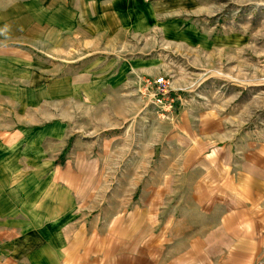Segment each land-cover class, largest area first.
I'll use <instances>...</instances> for the list:
<instances>
[{
  "label": "crops",
  "instance_id": "0c3cea01",
  "mask_svg": "<svg viewBox=\"0 0 264 264\" xmlns=\"http://www.w3.org/2000/svg\"><path fill=\"white\" fill-rule=\"evenodd\" d=\"M145 1L79 0L71 13L70 0H13L0 8V120L21 116L5 112L3 101L27 109L51 101L48 67L30 55L37 44L44 50L52 38L68 39L69 25L79 22V50L93 56L101 39L142 29ZM85 60L79 87L92 95L131 86L136 72H148L125 60L115 69ZM217 117L203 114L209 136L178 147L185 158L167 160L196 168L193 174H159L146 185L129 173L130 191L111 196L105 177L81 173L78 161L62 163L68 143L61 122L10 132L0 121V264H264V143L214 147L212 133L228 130ZM221 134L228 139V131Z\"/></svg>",
  "mask_w": 264,
  "mask_h": 264
},
{
  "label": "rangeland",
  "instance_id": "374dc122",
  "mask_svg": "<svg viewBox=\"0 0 264 264\" xmlns=\"http://www.w3.org/2000/svg\"><path fill=\"white\" fill-rule=\"evenodd\" d=\"M12 1L0 0V8L10 7ZM145 2L147 21L142 29L101 39L93 56L87 55L89 49L79 50L84 48L79 22L69 25L68 39L52 38L44 50L37 44L30 55L48 67L51 101L36 102L30 109L21 103L12 108L4 101L1 106L12 114L20 111L19 119L4 115L0 120L12 126L10 132L19 126L39 129L61 122L68 143L62 163L78 161L81 173L105 177L109 183L103 190L109 196L130 191L124 179L129 173L146 185L159 174H193L196 168L173 166L167 160L185 158L186 150L178 147L197 145L209 136L201 118L205 113H216L215 121L228 127L212 133L214 147L231 141L264 143V0ZM70 5L69 13L79 10V0H70ZM42 27L36 24V36ZM189 32L200 39L194 41ZM83 58L82 64L100 62L101 68L105 64L114 69L125 60L148 72H136L139 76L131 86L101 88L92 95L85 92L90 87H79L86 84V79L79 82ZM157 78L168 83L174 99L171 109L161 108L153 98L147 80ZM32 114L35 118H28ZM225 131L226 140L221 134ZM132 202H139V194Z\"/></svg>",
  "mask_w": 264,
  "mask_h": 264
},
{
  "label": "built area",
  "instance_id": "2783aa9c",
  "mask_svg": "<svg viewBox=\"0 0 264 264\" xmlns=\"http://www.w3.org/2000/svg\"><path fill=\"white\" fill-rule=\"evenodd\" d=\"M147 83L152 86L153 98L161 108L171 109L174 99L171 98V90L164 78H157L152 83L147 80ZM167 104H169L167 106Z\"/></svg>",
  "mask_w": 264,
  "mask_h": 264
}]
</instances>
